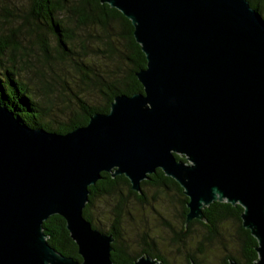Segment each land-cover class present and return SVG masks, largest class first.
I'll return each instance as SVG.
<instances>
[{
    "label": "water",
    "instance_id": "water-1",
    "mask_svg": "<svg viewBox=\"0 0 264 264\" xmlns=\"http://www.w3.org/2000/svg\"><path fill=\"white\" fill-rule=\"evenodd\" d=\"M99 2L133 27L143 91L115 96L108 113L65 134L31 128L0 103V264H114L113 236L83 216L88 188L105 172L142 195L157 169L187 198L185 227L206 223L214 202L240 206L252 264H264L263 19L247 0ZM54 215L80 260L48 244L43 223ZM133 264L163 262L145 254Z\"/></svg>",
    "mask_w": 264,
    "mask_h": 264
},
{
    "label": "trees",
    "instance_id": "trees-1",
    "mask_svg": "<svg viewBox=\"0 0 264 264\" xmlns=\"http://www.w3.org/2000/svg\"><path fill=\"white\" fill-rule=\"evenodd\" d=\"M27 1L28 8L21 14L10 0H0L3 5L0 7L1 30L4 29L2 24H11L9 18H14L16 11L19 12L17 25H10L6 29L8 35L0 36V103L13 112L15 118L31 128L65 134L85 126L95 113H108L115 96L142 93L143 88L135 73L145 68V56L134 40L130 21L120 12L101 4L99 0ZM247 1L264 22V0ZM82 31L84 33H79ZM21 34L37 49L40 68L30 62L31 48L19 40ZM77 77L80 83L94 91L97 100L92 102L82 96L80 84L74 80ZM63 104L68 107L74 104L75 107L65 112L62 111L65 109ZM59 111L62 113L58 114ZM175 157L184 161V158ZM100 177L94 186L88 188V203L83 209V216L92 228L113 236L111 260L114 264H133L145 254L163 264H170L156 252L153 243H145L138 252L131 251L124 244L119 230L122 218L129 216L128 213L125 215L126 204L129 201L144 204L149 189L163 195L171 191L180 203L181 228L175 243L184 245L192 237L194 226L204 230L203 236L196 241L195 253L184 256L186 264H203L207 244L213 239L222 251L219 264H228L229 260L252 264L256 260V240L241 225L240 206L214 202L203 210L206 223L193 220L185 227L187 198L179 185L161 170L157 169L148 176V180L140 183L142 195L130 190L129 181L123 175L113 178L110 173L102 172ZM108 198L115 203L111 209L112 224L103 229L96 225L91 210L94 200ZM229 223L234 230L229 240L232 252L228 251V245L223 240V228ZM43 231L48 244L57 252L80 260L77 246L70 239L63 218L58 215L49 217L43 223Z\"/></svg>",
    "mask_w": 264,
    "mask_h": 264
},
{
    "label": "rangeland",
    "instance_id": "rangeland-1",
    "mask_svg": "<svg viewBox=\"0 0 264 264\" xmlns=\"http://www.w3.org/2000/svg\"><path fill=\"white\" fill-rule=\"evenodd\" d=\"M10 2L15 5L21 14H23V11L28 8L27 0H10ZM0 7H3L1 3ZM18 14L19 12L16 11L15 15H13L14 18H9L11 24H9V22H4L2 24L4 29H0L3 32H0V36L8 35L6 29L10 25L14 27L17 25ZM79 33L84 32L82 31ZM19 40L26 45L27 48L29 47L34 50L33 53L31 52V49H29V60L34 67L40 68L41 60L39 59L40 56L37 49L29 43L27 38H23L22 34L19 36ZM72 74L76 75L74 72H72ZM74 80H76V84H80V89H82L80 93L83 94L82 96L93 102L96 96L94 91L90 90L89 86L80 83L78 77L77 79L74 78ZM70 86L73 87L72 82H70ZM74 90L77 91L75 86ZM59 107L63 108V106ZM64 107L65 109L63 108L62 111L68 112L70 108H74L75 106L72 104L70 107L66 105H64ZM61 113V111L58 112V114ZM114 204V200L109 198L105 200H94L91 213L95 218L96 225L103 229L111 226V209ZM124 211L125 215L126 213L129 214L128 217L124 216L122 218L119 227L124 239V244L128 245L131 251L138 252L141 250L142 246H145V243H153L156 252L166 258L170 264H186L184 256L195 253L196 241L203 236L204 230L199 226H194L192 228V237H190L184 245L174 242V239L176 235L179 234L181 228V209L180 203H178L176 196L171 191L168 194L163 195L155 193L154 190L149 189V191L146 192L144 204L139 205L134 201H129L124 207ZM233 232V225L230 223L223 228V240L226 242V245H228V251L231 252L232 248L229 240L231 239L230 234H233ZM216 242L217 241L213 239L210 244H207V253L202 260L203 264H219L220 259L222 258V251L218 249L219 246ZM197 256L200 257L199 254H196V257Z\"/></svg>",
    "mask_w": 264,
    "mask_h": 264
}]
</instances>
